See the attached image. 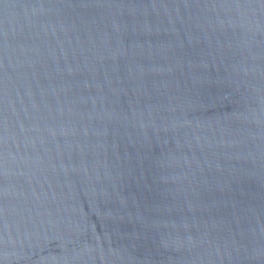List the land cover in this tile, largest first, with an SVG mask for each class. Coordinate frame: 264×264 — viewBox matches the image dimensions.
Returning a JSON list of instances; mask_svg holds the SVG:
<instances>
[{
  "label": "water",
  "instance_id": "95a60500",
  "mask_svg": "<svg viewBox=\"0 0 264 264\" xmlns=\"http://www.w3.org/2000/svg\"><path fill=\"white\" fill-rule=\"evenodd\" d=\"M0 264H264V0H0Z\"/></svg>",
  "mask_w": 264,
  "mask_h": 264
}]
</instances>
